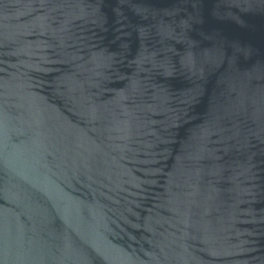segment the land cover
Returning a JSON list of instances; mask_svg holds the SVG:
<instances>
[{"label": "water", "instance_id": "95a60500", "mask_svg": "<svg viewBox=\"0 0 264 264\" xmlns=\"http://www.w3.org/2000/svg\"><path fill=\"white\" fill-rule=\"evenodd\" d=\"M0 264H264V0H0Z\"/></svg>", "mask_w": 264, "mask_h": 264}]
</instances>
